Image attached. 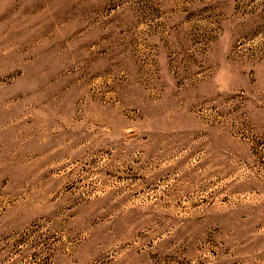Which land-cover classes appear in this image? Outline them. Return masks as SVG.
I'll return each instance as SVG.
<instances>
[{
    "label": "rangeland",
    "instance_id": "374dc122",
    "mask_svg": "<svg viewBox=\"0 0 264 264\" xmlns=\"http://www.w3.org/2000/svg\"><path fill=\"white\" fill-rule=\"evenodd\" d=\"M0 264H264V0H0Z\"/></svg>",
    "mask_w": 264,
    "mask_h": 264
}]
</instances>
